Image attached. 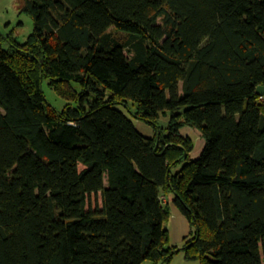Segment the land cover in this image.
<instances>
[{
	"label": "trees",
	"instance_id": "obj_1",
	"mask_svg": "<svg viewBox=\"0 0 264 264\" xmlns=\"http://www.w3.org/2000/svg\"><path fill=\"white\" fill-rule=\"evenodd\" d=\"M24 11L32 33L0 45V264H264V0ZM171 205L193 229L181 247Z\"/></svg>",
	"mask_w": 264,
	"mask_h": 264
},
{
	"label": "rangeland",
	"instance_id": "obj_2",
	"mask_svg": "<svg viewBox=\"0 0 264 264\" xmlns=\"http://www.w3.org/2000/svg\"><path fill=\"white\" fill-rule=\"evenodd\" d=\"M33 31V21L31 17L25 13L24 11V0H0V45L3 49H7L9 47L8 39L13 38L18 44H22L26 41L28 36ZM42 90L44 92V95L46 97V100L55 108L58 110H61L63 106L65 105V102L57 97L52 90H50L46 83H43ZM118 109L120 111H123L127 117L132 121L137 131H139L142 135H146V131H144V127H147L148 129L152 130L150 127L146 126L142 122L134 119L129 115L123 107L118 106ZM168 119L167 117L160 116L159 123L164 128L166 126V121ZM165 133V130H163ZM180 134L184 137L189 138L192 141L193 148L192 151L189 154V157L191 160L196 159L200 153L201 150L204 147L205 141L203 138L197 133L195 129H192L187 126H183L180 129ZM153 136V135H152ZM182 166V163L177 165L172 172L176 173ZM170 201V196L167 197ZM162 200L165 203L167 199L162 196ZM89 206L91 208L94 207H100V197L92 195L89 198ZM175 217L172 215L171 210V216L166 223V228L169 231L170 234V241L171 245L176 247H181L182 242L180 243V240L177 241V238L174 237L176 233L172 229V226L175 220H173ZM189 226V224H188ZM189 232H193V229L189 226ZM188 232V234H189ZM174 234V235H173ZM187 234V235H188ZM143 264H151L150 262H144ZM170 264H199L198 261H187L184 259V256L182 253H179L174 256V258L171 260Z\"/></svg>",
	"mask_w": 264,
	"mask_h": 264
},
{
	"label": "crops",
	"instance_id": "obj_3",
	"mask_svg": "<svg viewBox=\"0 0 264 264\" xmlns=\"http://www.w3.org/2000/svg\"><path fill=\"white\" fill-rule=\"evenodd\" d=\"M144 131H146V135H147L146 137L148 138L152 137L153 135L152 130L148 129L147 127H144ZM171 210H172V215L175 217L173 219L175 221L174 223H172L173 224L172 229L174 230L176 235L174 234L173 235L175 238H177V241L180 240L181 243L183 238L186 237L189 232L188 222L173 205H171Z\"/></svg>",
	"mask_w": 264,
	"mask_h": 264
},
{
	"label": "water",
	"instance_id": "obj_4",
	"mask_svg": "<svg viewBox=\"0 0 264 264\" xmlns=\"http://www.w3.org/2000/svg\"><path fill=\"white\" fill-rule=\"evenodd\" d=\"M256 94H257L259 97H264V85L258 86V87L256 88Z\"/></svg>",
	"mask_w": 264,
	"mask_h": 264
}]
</instances>
